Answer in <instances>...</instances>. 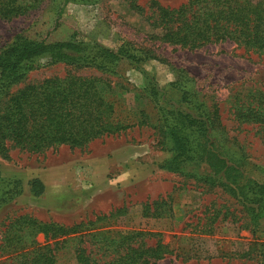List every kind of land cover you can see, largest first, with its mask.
<instances>
[{"label":"rangeland","instance_id":"obj_1","mask_svg":"<svg viewBox=\"0 0 264 264\" xmlns=\"http://www.w3.org/2000/svg\"><path fill=\"white\" fill-rule=\"evenodd\" d=\"M83 1L65 4L53 40L76 33L111 48L125 41L149 49L157 59L147 61L144 68L154 73L160 87L185 70L204 103L219 108L223 134L231 140L227 146L264 169V127L237 118L233 108L248 100L264 108V52L245 51L232 42L193 50L161 43L154 38L161 28L151 25L156 16L152 0ZM155 1L174 8L186 0ZM52 5V0H43L25 15L0 20V50L15 34H29L50 23ZM68 74L107 78L116 85V98L125 110L143 112L147 122H156L155 104L142 92V74L125 62L115 75L62 63L47 65L28 72L9 89L12 92L28 83ZM161 138L155 123L95 139L83 148L61 145L32 153L9 146L7 155H0V176L19 181L21 191L0 203V264H16L15 251L2 246V239L18 233L7 232L6 226L20 216L68 226L94 222L96 226L160 233L172 253L157 264H261L264 220L253 226L228 191L160 168L167 156ZM33 179L42 184L40 194L30 190ZM153 202L157 204L148 213L157 215H145L144 204ZM35 239L44 243L42 233ZM155 239L151 237L147 243ZM60 255L58 264H73L71 248Z\"/></svg>","mask_w":264,"mask_h":264},{"label":"trees","instance_id":"obj_2","mask_svg":"<svg viewBox=\"0 0 264 264\" xmlns=\"http://www.w3.org/2000/svg\"><path fill=\"white\" fill-rule=\"evenodd\" d=\"M69 1L52 0L50 23L29 34H15L0 50V155L6 156L9 146L32 153L61 145L83 148L95 139L156 123L167 152L159 167L228 191L251 224L258 226L264 220V169L227 146L231 140L223 134L219 108L204 103L185 70L160 87L154 73L144 68L147 61L157 59L149 49L125 41L111 48L76 33L53 40ZM42 2L0 0V20L25 15ZM152 5L156 16L151 25L161 28L154 38L161 43L193 50L232 42L245 51L264 52V0H186L174 8L152 0ZM122 62L142 74V92L157 110L155 123L147 122L143 112L125 110L116 98V85L100 76L68 74L9 89L28 72L47 65L62 63L115 75ZM233 108L237 118L264 127V108L250 100ZM30 190L43 191L38 179L31 181ZM20 191L19 181L0 176V203ZM152 204H144L145 215H157L148 213ZM93 224L68 226L20 216L7 224V232L18 233L3 237L2 246L12 247L16 264H58L66 247L72 249L73 264H157L172 253L160 233ZM38 233L43 234V244L35 239ZM151 237L156 239L149 244Z\"/></svg>","mask_w":264,"mask_h":264}]
</instances>
